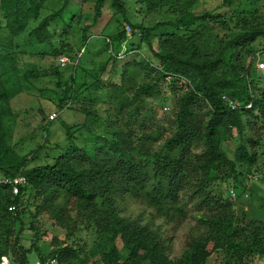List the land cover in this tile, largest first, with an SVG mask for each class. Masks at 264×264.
Listing matches in <instances>:
<instances>
[{"label": "trees", "instance_id": "trees-1", "mask_svg": "<svg viewBox=\"0 0 264 264\" xmlns=\"http://www.w3.org/2000/svg\"><path fill=\"white\" fill-rule=\"evenodd\" d=\"M47 1L0 0V173L27 180L18 194L0 185L1 253L12 264H28L29 249L21 243L25 216L31 218L27 228L47 239L35 225L38 213L67 231L65 239L48 240L53 249L47 255L36 247L40 264L51 257L58 264H208L218 251L234 264H264V194L262 213L244 220L236 214L232 192L225 197L214 191L228 179L236 197L251 196L246 192L251 180L264 186V152L258 150L264 142V89L255 75L257 61L264 62L258 59L264 55V15L258 0H217L201 12L204 0H135L145 15H169L150 24H132L123 0H90V13L81 11L87 0H74L76 5L63 0L55 10ZM106 5L111 14L98 35L107 57L99 62L93 57L91 66L82 67L77 54L91 52L89 39ZM73 23L79 44L71 55L65 36ZM129 35L137 41H128ZM142 44L150 57L141 55ZM23 45L32 54L67 55L73 66L69 79H62L59 65L19 67L17 54L27 52ZM124 47L134 57L124 59L116 75ZM44 80H54L60 90L58 109H74L84 119L74 129L65 127L66 143L51 163L28 167L30 158L12 145L11 100L44 91L35 83ZM166 80L175 103L172 131L145 133L139 112L147 98L162 95ZM181 80L185 88L177 84ZM257 120L261 133L247 136ZM229 141L232 158L224 149ZM239 166L252 172L249 179ZM28 187L36 200L33 212L21 199ZM127 198L145 203L168 223L185 216L182 198L196 202L197 222L178 258H170L171 240L160 229L121 213ZM81 226L97 235L84 258L80 248L67 244Z\"/></svg>", "mask_w": 264, "mask_h": 264}, {"label": "rangeland", "instance_id": "rangeland-1", "mask_svg": "<svg viewBox=\"0 0 264 264\" xmlns=\"http://www.w3.org/2000/svg\"><path fill=\"white\" fill-rule=\"evenodd\" d=\"M47 2L49 9L55 10L61 6L63 0H48ZM73 2L74 0H72V5L77 4ZM123 2L125 3L126 14L132 24H150L157 20H166L169 18L168 14L163 16L161 15V12L145 15L144 8L135 0H123ZM216 3L217 0H204L203 4L198 6L197 12L203 11L205 6L214 5ZM257 6L260 11L259 13L264 15V0H258ZM92 8V1L90 2V0H87L82 4L81 11L82 13H90ZM110 14L111 11L106 5L101 18L97 22L96 28L93 30V35L89 39V43L92 46L91 52L87 54L86 51L83 52L81 49L77 54L78 57L82 54L80 56V58L82 57L83 59L81 63L82 67L91 66L90 62L93 57L96 59V62L104 60L107 57V53H103L102 51V37L98 35V31L105 25L110 17ZM73 27L74 28L70 29L65 36V39L71 48L69 51L71 55L74 52L77 53V46L79 44L78 36L76 35L77 24L73 23ZM56 30L60 31L59 24L56 25ZM54 40H57V38H54ZM130 40L136 42V35H129L128 41ZM21 48L27 52H20L17 54L16 57L18 59L19 67L23 69L31 66L48 68L50 64L59 65L62 71V79L64 81L69 79L73 66L70 62H68L67 55L64 54L57 58H53L52 56H41L36 53L32 54V51L30 50L31 48L28 45H23ZM100 52L101 54L99 55ZM140 52L142 56L144 55L150 57L147 47L144 44L141 45ZM132 56V53L128 56L125 55V47L122 49L120 54V63L117 65L116 75L120 72V65L122 61L124 59L131 58ZM61 58L67 59L68 63L66 62L64 65L59 64V59ZM258 59L264 60V55H259ZM259 62L260 61H257L256 64ZM110 66L111 64L108 65V68H110ZM257 69L256 65L257 73L255 75L259 77L261 89H264V70ZM107 78V75L104 76V79ZM117 79V76L112 78L115 82L118 81ZM167 80L163 81L161 84L163 90L162 95L158 98H147L144 103V108H142L139 112L138 120L141 119L143 124L142 130L145 133H154L159 131L164 134V136H167L172 131V119L174 117L175 103L173 93L168 88ZM35 83L44 91L34 90L31 93L23 92L16 95L11 100V108L16 120L12 131V145L17 153L27 155L28 158H30L28 167H33L45 162L51 163L52 158L56 156L61 149H63L61 147H64L66 143L65 140L67 135L65 127L69 126L74 129L79 126L84 119L83 114L74 109H58L57 95L60 90L54 84V80H44ZM177 84L182 85L184 88L186 87L183 80L179 81ZM163 96L166 97V100ZM53 112L57 113V118L54 121L49 122V115ZM262 128L263 125L261 121L257 120L256 124H253L252 128H248L246 134L247 136L253 137L256 133H261ZM151 146L153 149H157L159 147V145L155 143H152ZM233 147V141H229L224 144V149L226 150L229 158L233 157ZM38 149L41 152L39 151V153L36 154ZM258 150L259 152H264V142ZM32 153H35L34 159H32ZM238 170L242 173V177L245 175L246 178L249 179L252 175L251 171L247 172V169L242 166H239ZM233 184L232 179H228L225 182H218L214 185V191L215 193L221 194L225 197L232 192L231 200L234 202L236 214L241 217L243 216L244 220H251L260 215L262 210L260 208L261 203L259 196L264 194V186L262 182L259 180H251L249 188L246 191L247 193H250L251 196H246V194H244L240 197H236V195L233 197V195L236 194V189H234ZM32 194L33 191L30 187H28L21 197V199L24 200L23 207L29 212H33L36 205V200ZM180 203L183 205L185 216L179 220L178 223L173 221L168 223V221L164 218L158 217L152 208H149L140 200L133 198H127L125 200V203L121 205V213L123 215L130 216L131 218L139 217L145 223L160 229L164 236L170 238L169 256L171 259H175L183 252L185 238L193 225L197 222L196 202L194 200L182 198ZM36 218L37 222H35V225L40 233L45 232L44 236H46L47 239L42 236L41 237L44 239L37 238L35 236V231L31 228H27L31 218L28 215L25 216L24 221L27 222V226L22 231L21 243L24 248L29 249L27 252L28 264H40L36 247L42 255H47L49 250L53 249V247L49 245L48 240L52 236H56L58 239H65V234L67 233L64 228L55 224L46 214L37 213ZM96 240L97 235L95 234V230L93 228L81 226L77 232L71 236V238L67 239V244L75 248H80L83 252L82 258H84V253L89 250ZM211 247L212 246L209 245L208 249L210 250ZM75 264L82 263L80 261H76ZM208 264H234V262L233 260H227L223 251H218L217 253H212L209 257ZM257 264H261V261H258Z\"/></svg>", "mask_w": 264, "mask_h": 264}, {"label": "built area", "instance_id": "built-area-1", "mask_svg": "<svg viewBox=\"0 0 264 264\" xmlns=\"http://www.w3.org/2000/svg\"><path fill=\"white\" fill-rule=\"evenodd\" d=\"M126 30H127V32H129V27H126ZM59 60H60L61 65H64L67 62V59H65V58H61ZM257 68L259 70H264V62L260 61L257 64ZM56 118H57V113H55V112H53L49 115L50 121H54ZM254 178H256V176ZM26 184H27V180H26L25 176H23V175H17L15 177H9V176H6V175L0 173V185L10 186L13 194H18L20 192V188ZM0 264H12L10 258L7 255L2 254L1 250H0ZM45 264H58V261L55 257H51L49 259V261L45 262Z\"/></svg>", "mask_w": 264, "mask_h": 264}]
</instances>
